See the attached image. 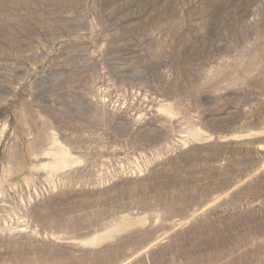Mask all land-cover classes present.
<instances>
[{"label":"rangeland","instance_id":"1","mask_svg":"<svg viewBox=\"0 0 264 264\" xmlns=\"http://www.w3.org/2000/svg\"><path fill=\"white\" fill-rule=\"evenodd\" d=\"M0 264H264V0H0Z\"/></svg>","mask_w":264,"mask_h":264}]
</instances>
